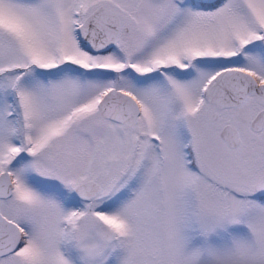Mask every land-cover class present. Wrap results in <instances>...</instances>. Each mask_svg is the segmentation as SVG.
Returning <instances> with one entry per match:
<instances>
[{
    "label": "snow or ice",
    "instance_id": "obj_1",
    "mask_svg": "<svg viewBox=\"0 0 264 264\" xmlns=\"http://www.w3.org/2000/svg\"><path fill=\"white\" fill-rule=\"evenodd\" d=\"M0 264H264V0H0Z\"/></svg>",
    "mask_w": 264,
    "mask_h": 264
}]
</instances>
